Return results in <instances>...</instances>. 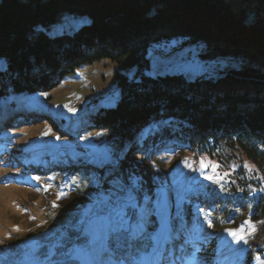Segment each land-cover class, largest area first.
Returning a JSON list of instances; mask_svg holds the SVG:
<instances>
[{
  "label": "trees",
  "instance_id": "obj_1",
  "mask_svg": "<svg viewBox=\"0 0 264 264\" xmlns=\"http://www.w3.org/2000/svg\"><path fill=\"white\" fill-rule=\"evenodd\" d=\"M225 1L0 0L1 157L8 154L6 133L15 122L34 125L39 116L49 118L46 111L38 116L26 113L7 100L8 95L50 91L78 66L105 58L122 70L114 69L115 96L77 105L80 116L67 123V132L62 129L60 136L71 146L79 134L90 131L82 144L59 157L34 160L28 167L18 164L17 168L30 171L10 172L9 180L29 185L28 175L35 180L67 181L72 192L53 215L66 231L99 213L81 208L84 199L96 194L92 193L96 187L108 190L106 203L99 193L95 203L107 215L125 208L135 219L138 205L146 200L141 216L150 230L158 224V207L165 209L166 226L175 231L181 224L187 229L194 205H214L232 220L235 209L228 210L227 205L246 209L244 204L249 203L250 218H264V0H239L238 10ZM61 13L79 20L75 30L49 31ZM182 37L203 39L206 60L234 56L239 65L211 75L207 69L186 74L151 68V50ZM13 110H18L14 116ZM61 120L65 121L63 116ZM72 125L78 127V134L71 131ZM182 151L210 157L240 155L257 169L258 181L250 178L251 185L244 183L242 193H235L234 186V193L226 195L199 182L197 191H185L177 206L173 192L155 193L154 165L165 155ZM188 245L183 236L177 242L186 259L191 255ZM200 248L195 250L201 252Z\"/></svg>",
  "mask_w": 264,
  "mask_h": 264
},
{
  "label": "rangeland",
  "instance_id": "obj_2",
  "mask_svg": "<svg viewBox=\"0 0 264 264\" xmlns=\"http://www.w3.org/2000/svg\"><path fill=\"white\" fill-rule=\"evenodd\" d=\"M227 1L234 5L241 4L239 0ZM239 7H236L237 10ZM78 24L79 20L73 15L61 13L49 31H73ZM204 43L203 39L190 41L186 37L167 44L161 43L159 49L155 48L154 52L151 50V68L175 72L181 70L186 74L202 73L207 69L208 75H211L218 69L239 65L238 58L234 56L206 60L202 56L208 49ZM114 69L122 71L107 58L96 60L78 66L72 75L50 91L6 97L25 112H32L33 116L46 111L49 118L39 116L41 120L34 125L19 126L23 121L15 122L14 127L6 133L10 148L6 156L0 155V264H160L161 261L165 264L164 257H170L169 262L175 264L179 256L173 258L170 250L182 236L188 240L187 248L191 250L196 245H203L201 252L186 261L189 264H264V218L251 219L249 203L244 204L246 209H240L236 203L227 205L228 210L235 209L232 220L224 218L223 212L214 205L208 208L194 205L190 213L191 223L188 225L186 221L187 229L184 230L185 225L181 224V228L175 231L166 226V211L158 207L161 206L158 199L155 202L158 224L155 227L148 222V226H154L150 230L141 216L146 200L138 205L140 208L135 213V219L133 213L127 214L125 208L107 215L101 211V204L95 203L98 193L106 203L108 190L106 187H96L92 190L96 194L88 200L84 199L81 208L96 212L98 209L99 213L82 219L78 226L66 231L54 222L53 215L57 205L66 201L72 192L67 181L61 184L56 180H35L27 176L30 184L26 185L14 178L9 180L10 176L7 175L10 172H18V169L30 171L28 168H17L16 165L26 164L25 167H28L34 160L46 161V156L59 157L64 152L74 150L83 143V139L90 136V131H83L82 137L79 134L75 139L77 143L71 146V142L66 141L65 136L61 137L60 133L62 129L67 132V123L73 124L80 116L82 111L77 105L84 106L86 102L102 99L103 96L113 97L118 93ZM13 112L14 116L18 110ZM61 116L65 121L61 120ZM8 121H11L10 117L6 121L7 125ZM71 127V131L78 134V127ZM91 147L97 149V140ZM154 166L155 193L162 196L173 192L177 206L185 191H197L195 184L199 182H207L210 186L207 190L226 195L234 193V186L237 190L235 193H242L244 183L248 182L250 186L249 179L254 178L256 182L259 176L257 169L240 155L234 158L227 155L210 157L182 151L165 155ZM239 168L244 169V172H236ZM247 189L252 191L253 188ZM115 216L125 224L121 227L114 225ZM232 231L238 234L233 236ZM168 241L172 244L166 249L165 243Z\"/></svg>",
  "mask_w": 264,
  "mask_h": 264
},
{
  "label": "snow or ice",
  "instance_id": "obj_3",
  "mask_svg": "<svg viewBox=\"0 0 264 264\" xmlns=\"http://www.w3.org/2000/svg\"><path fill=\"white\" fill-rule=\"evenodd\" d=\"M209 179H210V177H209ZM245 223H250L249 221H245ZM209 226H211V225H209ZM238 234V232L237 231H232L231 232V235H233V236H236ZM241 239H243V237H241Z\"/></svg>",
  "mask_w": 264,
  "mask_h": 264
}]
</instances>
